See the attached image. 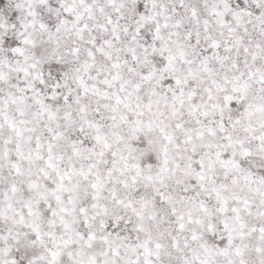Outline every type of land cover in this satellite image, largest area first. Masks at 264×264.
Segmentation results:
<instances>
[{
  "label": "snow or ice",
  "instance_id": "6c2138e0",
  "mask_svg": "<svg viewBox=\"0 0 264 264\" xmlns=\"http://www.w3.org/2000/svg\"><path fill=\"white\" fill-rule=\"evenodd\" d=\"M0 264H264V0H0Z\"/></svg>",
  "mask_w": 264,
  "mask_h": 264
}]
</instances>
